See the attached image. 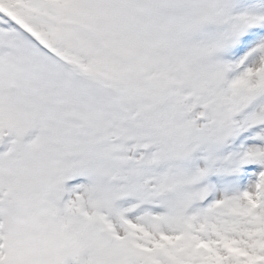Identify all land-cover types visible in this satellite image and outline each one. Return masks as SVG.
<instances>
[{
  "label": "snow or ice",
  "instance_id": "snow-or-ice-1",
  "mask_svg": "<svg viewBox=\"0 0 264 264\" xmlns=\"http://www.w3.org/2000/svg\"><path fill=\"white\" fill-rule=\"evenodd\" d=\"M0 264H264V0H0Z\"/></svg>",
  "mask_w": 264,
  "mask_h": 264
}]
</instances>
